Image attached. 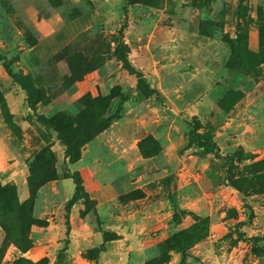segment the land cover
<instances>
[{"label":"rangeland","instance_id":"obj_1","mask_svg":"<svg viewBox=\"0 0 264 264\" xmlns=\"http://www.w3.org/2000/svg\"><path fill=\"white\" fill-rule=\"evenodd\" d=\"M262 57L264 0H0V187L33 202L1 217L0 264H181L178 233L185 264H264ZM41 117L80 122L70 156ZM195 120L222 157L187 147ZM46 148L58 178L33 194Z\"/></svg>","mask_w":264,"mask_h":264},{"label":"trees","instance_id":"obj_2","mask_svg":"<svg viewBox=\"0 0 264 264\" xmlns=\"http://www.w3.org/2000/svg\"><path fill=\"white\" fill-rule=\"evenodd\" d=\"M130 49L129 46L121 39L117 49L116 56L118 60L122 63L123 67L131 74L135 75L138 79V87L139 89L147 96H159V91L152 87L144 72L137 69L135 65L132 63L130 58ZM264 59V57H262ZM4 60V65L8 70L9 74L14 78V80L21 85V87L27 91L28 94V102L29 105L34 108L38 102L42 100V96L39 95V92L35 89H31V87L26 83V77L21 74L14 72L11 67L8 65L6 59ZM42 121L49 125L53 126L55 130L58 132L59 138L67 145V156H70L72 153V143L68 139V134L73 127H79L80 122L75 120H70L64 118L60 122L59 125L53 124L51 120H45L41 117ZM190 130L188 133V145L187 147L192 148L196 147L197 149L203 150L205 153L214 154L216 157H222V150L220 145L210 137L205 136L200 132V124L198 121H192L189 123ZM231 161L235 159V156L232 155L229 158ZM36 171L41 172V178L34 180V177L31 179V187L33 190V194L37 193L39 189L44 186L48 181L55 180L58 178V171L56 168V157L55 155L48 149H44L42 152H39L35 156V160L32 165V172L36 173ZM76 184V192L74 197L68 202L67 210L70 211L71 207L76 203L77 200L80 199V196L85 192V186L83 185L82 180L77 176H72ZM0 226H5V222H3L1 217H12L13 220L21 224L26 215L30 214L33 202L27 201L25 203H17V199L15 198L13 189L11 187L1 188L0 187ZM248 209L250 210L249 222H251L254 218V209L251 204H248ZM182 212L175 213V219L177 223L182 222ZM178 242L181 245V250L184 254V259L181 264L186 263V251L188 247L187 239L185 238L184 233L177 234ZM46 258L38 262L37 264H45Z\"/></svg>","mask_w":264,"mask_h":264}]
</instances>
